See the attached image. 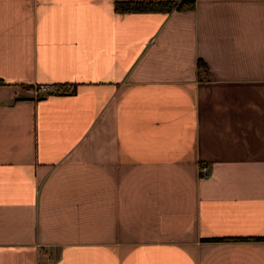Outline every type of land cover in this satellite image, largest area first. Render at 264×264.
I'll list each match as a JSON object with an SVG mask.
<instances>
[{"label": "crops", "instance_id": "1", "mask_svg": "<svg viewBox=\"0 0 264 264\" xmlns=\"http://www.w3.org/2000/svg\"><path fill=\"white\" fill-rule=\"evenodd\" d=\"M118 1L0 0V264H264V0Z\"/></svg>", "mask_w": 264, "mask_h": 264}, {"label": "trees", "instance_id": "2", "mask_svg": "<svg viewBox=\"0 0 264 264\" xmlns=\"http://www.w3.org/2000/svg\"><path fill=\"white\" fill-rule=\"evenodd\" d=\"M194 5L195 0H126L118 1L116 3V8L118 10L127 11H171L173 9L183 10L193 8Z\"/></svg>", "mask_w": 264, "mask_h": 264}, {"label": "built area", "instance_id": "3", "mask_svg": "<svg viewBox=\"0 0 264 264\" xmlns=\"http://www.w3.org/2000/svg\"><path fill=\"white\" fill-rule=\"evenodd\" d=\"M58 87L56 85L46 84V83H40L36 84L29 88V91L34 97H42L49 93L50 91H58ZM209 171V167L206 165L201 166V172L207 173Z\"/></svg>", "mask_w": 264, "mask_h": 264}, {"label": "rangeland", "instance_id": "4", "mask_svg": "<svg viewBox=\"0 0 264 264\" xmlns=\"http://www.w3.org/2000/svg\"><path fill=\"white\" fill-rule=\"evenodd\" d=\"M203 165V164H202Z\"/></svg>", "mask_w": 264, "mask_h": 264}]
</instances>
